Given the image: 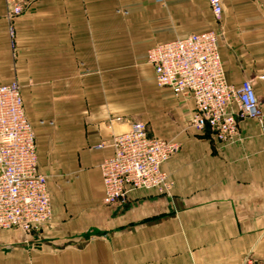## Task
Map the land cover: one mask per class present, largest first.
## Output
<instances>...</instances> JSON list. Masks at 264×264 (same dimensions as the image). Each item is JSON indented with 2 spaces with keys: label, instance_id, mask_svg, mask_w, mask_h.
I'll return each mask as SVG.
<instances>
[{
  "label": "crops",
  "instance_id": "crops-1",
  "mask_svg": "<svg viewBox=\"0 0 264 264\" xmlns=\"http://www.w3.org/2000/svg\"><path fill=\"white\" fill-rule=\"evenodd\" d=\"M23 1L12 44L0 0V83L20 85L51 198L32 250L61 247L58 264H264V0H222L221 24L208 0ZM209 29L222 31L227 80L253 78L263 110L226 142L189 127L193 99L159 86L146 61L152 45ZM137 121L179 138L162 164L174 185L106 205L100 164L113 149L97 145ZM22 241L0 229L2 247Z\"/></svg>",
  "mask_w": 264,
  "mask_h": 264
},
{
  "label": "built area",
  "instance_id": "built-area-1",
  "mask_svg": "<svg viewBox=\"0 0 264 264\" xmlns=\"http://www.w3.org/2000/svg\"><path fill=\"white\" fill-rule=\"evenodd\" d=\"M3 1L13 44L14 20L26 3ZM208 3L214 20L221 24L222 0ZM221 34L209 29L154 44L146 50V61L159 86L175 96H191V124L226 142L238 134L240 119L261 118L263 110L253 78H244L239 85L227 80L219 51ZM103 145L113 149L100 164L104 204L121 202L129 190L170 193L174 181L162 164L179 150L177 140L152 136L145 123L137 121L97 146ZM51 219V198L46 177L38 169L34 130L23 110L20 85L16 79L0 83V228L27 234Z\"/></svg>",
  "mask_w": 264,
  "mask_h": 264
},
{
  "label": "rangeland",
  "instance_id": "rangeland-1",
  "mask_svg": "<svg viewBox=\"0 0 264 264\" xmlns=\"http://www.w3.org/2000/svg\"><path fill=\"white\" fill-rule=\"evenodd\" d=\"M192 113H193V111H192ZM192 113H191V115H192ZM262 117L261 118H253V119H262ZM190 118H191V116H190ZM188 125L191 129H193L195 131H200V132L206 131V132L213 134L207 128L206 129L196 128L195 126H193L191 124L190 119L188 120ZM173 139L177 140L180 143V147H181V142L178 140L179 138L176 137ZM220 142H222V141H220ZM171 190H172V188H171ZM171 190H170V192H171ZM41 228L39 230H41ZM0 229H4V230L14 229L15 230V228H0ZM28 234H30V232L27 234L22 232V240H23L22 243L24 244L23 248L20 246H16V245H12V246L10 245L9 246L8 244H4V247H2L3 245H0V264H45V263L48 264V263H50L48 260V257H50L51 259L53 258V260L55 261L56 264L59 263L58 262L59 254L58 253H59L61 247H58V246L50 247L49 245H43V247L40 248L39 250L33 251L32 245H30V241L26 240V238L28 237Z\"/></svg>",
  "mask_w": 264,
  "mask_h": 264
}]
</instances>
